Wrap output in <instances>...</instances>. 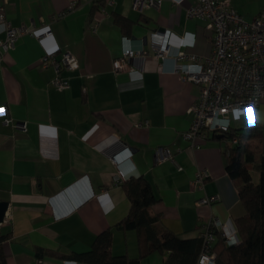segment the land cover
Segmentation results:
<instances>
[{
	"label": "crops",
	"instance_id": "0c3cea01",
	"mask_svg": "<svg viewBox=\"0 0 264 264\" xmlns=\"http://www.w3.org/2000/svg\"><path fill=\"white\" fill-rule=\"evenodd\" d=\"M230 1L246 20L264 11V0ZM192 2L162 0L159 8L139 12L132 0H105L90 14L93 0H10L6 15L13 26L33 25L37 34L51 35L22 34L0 65V107H6L0 113V201L8 203L9 219L0 223V235L7 236L0 244L5 264H87L67 256L88 251L107 228L113 255L137 256L135 230L117 227L130 208L122 182L115 183L117 168L123 181L148 180L160 226L181 237H199L210 216L234 221L244 214L226 170L225 143L210 137L194 148L183 138L198 88L174 70L176 44L184 38L191 43L183 48L188 52L211 51L204 22L186 15ZM114 14L128 20L123 29L113 22ZM154 30L170 31L164 58L153 54ZM126 45L149 54L129 59L135 71L116 73L112 61ZM55 50L70 52L78 63L63 71L65 89L51 84L53 66L39 62ZM255 115L264 125V105ZM144 121L147 125L137 126ZM158 147L169 148L174 162L155 163ZM199 169L209 174L203 192L191 186ZM252 178L258 179L256 168ZM204 193L219 200L195 204ZM166 255L152 252L140 264H163Z\"/></svg>",
	"mask_w": 264,
	"mask_h": 264
},
{
	"label": "built area",
	"instance_id": "2783aa9c",
	"mask_svg": "<svg viewBox=\"0 0 264 264\" xmlns=\"http://www.w3.org/2000/svg\"><path fill=\"white\" fill-rule=\"evenodd\" d=\"M180 1L182 0H176ZM161 3L162 0H132V8L141 12L145 8H159ZM9 4L10 0H0V23L4 26V36L0 38V65L5 54L14 48L22 34L27 33L39 39L51 35L49 30L37 34L33 25L13 26L6 15V6ZM72 6L73 3L69 8ZM64 14L66 11L59 13L57 18ZM186 15L204 22L211 45L210 53L201 56L183 49L191 45L184 38L179 39L176 44L178 50L174 70L181 74L183 80L198 88L194 102L187 108V112L192 113L193 117L183 138L191 147L198 148L213 135L227 132L232 127V121H239L241 117L244 118V128L257 125L256 108L264 105V11L253 19L246 20L233 8L230 0H193L186 9ZM92 30H95V24ZM149 37L154 56L166 57L171 44L170 31L160 33L154 30ZM148 54L145 48L133 49L126 45L122 54L112 61L113 71L133 72L135 69L130 65L129 59ZM39 62L44 67L53 66L55 76L51 79V84L58 89L68 87V79L63 71L78 67L75 56L68 51L46 52ZM5 108L0 107L1 114L5 113ZM147 123L139 122L137 126ZM16 126L25 129L24 123ZM236 142V138L232 139V143ZM225 154L228 155V151ZM112 158L115 163L119 161L116 155ZM166 160L174 162L172 151L167 147L156 148L155 163ZM177 168L181 169L180 166ZM207 177L209 174L206 169L197 170L191 181L192 188L203 192ZM123 179V171L117 168L115 183L119 184ZM217 200V194L204 193L195 204L210 205ZM4 221H9L7 215H4L2 223ZM217 236L227 245L240 242L234 221L210 216L199 233L201 248L195 264H217L212 251Z\"/></svg>",
	"mask_w": 264,
	"mask_h": 264
},
{
	"label": "trees",
	"instance_id": "16d2710c",
	"mask_svg": "<svg viewBox=\"0 0 264 264\" xmlns=\"http://www.w3.org/2000/svg\"><path fill=\"white\" fill-rule=\"evenodd\" d=\"M105 5V0H93L92 14ZM113 22L122 29L128 20L120 14L113 15ZM228 151L226 170L233 181L244 207V214L234 220L240 242L227 245L216 237L212 251L217 264H264V125L254 127H231L218 137ZM236 138L237 142L232 143ZM258 172L253 181L252 171ZM121 186L129 199L128 214L117 224L122 230H135L137 234V256L113 255L110 228L97 234L88 251L68 254L67 258L87 264H140V259L152 252L167 253L163 264H195L201 248L200 237L184 238L161 227L160 215L153 213L151 206L157 201L148 180L130 177ZM0 235V244L6 238ZM41 251L37 252L40 255ZM0 264L5 257L0 249Z\"/></svg>",
	"mask_w": 264,
	"mask_h": 264
},
{
	"label": "water",
	"instance_id": "95a60500",
	"mask_svg": "<svg viewBox=\"0 0 264 264\" xmlns=\"http://www.w3.org/2000/svg\"><path fill=\"white\" fill-rule=\"evenodd\" d=\"M146 40V38H144ZM222 134H218L217 136L218 137H221ZM7 205L8 203L5 202V201H0V223L3 221L4 219V215H5V212L7 210Z\"/></svg>",
	"mask_w": 264,
	"mask_h": 264
},
{
	"label": "rangeland",
	"instance_id": "374dc122",
	"mask_svg": "<svg viewBox=\"0 0 264 264\" xmlns=\"http://www.w3.org/2000/svg\"><path fill=\"white\" fill-rule=\"evenodd\" d=\"M243 122H244L243 117H241V120L239 121H232V127H239V126L242 127Z\"/></svg>",
	"mask_w": 264,
	"mask_h": 264
}]
</instances>
